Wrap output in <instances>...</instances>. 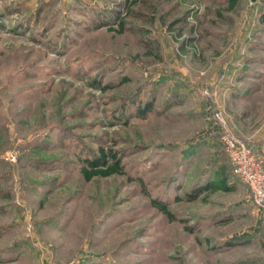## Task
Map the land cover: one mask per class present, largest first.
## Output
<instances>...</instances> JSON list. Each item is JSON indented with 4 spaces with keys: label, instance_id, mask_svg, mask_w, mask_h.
I'll return each instance as SVG.
<instances>
[{
    "label": "rangeland",
    "instance_id": "374dc122",
    "mask_svg": "<svg viewBox=\"0 0 264 264\" xmlns=\"http://www.w3.org/2000/svg\"><path fill=\"white\" fill-rule=\"evenodd\" d=\"M215 108L264 154V0H0V264H264Z\"/></svg>",
    "mask_w": 264,
    "mask_h": 264
},
{
    "label": "built area",
    "instance_id": "2783aa9c",
    "mask_svg": "<svg viewBox=\"0 0 264 264\" xmlns=\"http://www.w3.org/2000/svg\"><path fill=\"white\" fill-rule=\"evenodd\" d=\"M204 93L210 97L207 91ZM211 118L218 128L232 173L242 180L252 202L264 214V154L230 130L221 109L215 108Z\"/></svg>",
    "mask_w": 264,
    "mask_h": 264
},
{
    "label": "trees",
    "instance_id": "16d2710c",
    "mask_svg": "<svg viewBox=\"0 0 264 264\" xmlns=\"http://www.w3.org/2000/svg\"><path fill=\"white\" fill-rule=\"evenodd\" d=\"M148 109H149V107L148 108L141 107L138 109V112L142 113ZM218 140H219V134H218ZM219 142H220V140H219ZM220 144L222 145L221 142H220ZM86 163L90 168H87V167L81 168V175L86 180H89L95 176L101 177V176H109V175H113V174L123 173L122 167L120 165V161H119V159H117L115 153L112 152L111 150L105 151L104 148H102V147L98 148L97 156H94L91 159H87ZM230 170H231V166H230ZM231 172H232V170H231ZM215 184H214V182L209 183V185H212V186L213 185L215 186ZM199 192H200L199 188L198 189L192 188V190L187 193V196L192 199V198H195L199 194ZM151 202L161 212L171 216V213L169 212L165 203L159 202L154 198L151 199Z\"/></svg>",
    "mask_w": 264,
    "mask_h": 264
}]
</instances>
